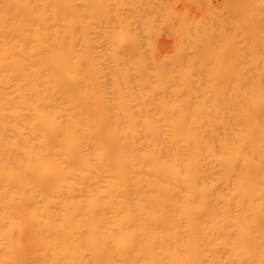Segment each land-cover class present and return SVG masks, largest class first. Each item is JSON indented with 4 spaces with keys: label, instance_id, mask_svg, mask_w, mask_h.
<instances>
[{
    "label": "bare ground",
    "instance_id": "bare-ground-1",
    "mask_svg": "<svg viewBox=\"0 0 264 264\" xmlns=\"http://www.w3.org/2000/svg\"><path fill=\"white\" fill-rule=\"evenodd\" d=\"M119 1L0 0V264H264V3Z\"/></svg>",
    "mask_w": 264,
    "mask_h": 264
},
{
    "label": "rangeland",
    "instance_id": "rangeland-1",
    "mask_svg": "<svg viewBox=\"0 0 264 264\" xmlns=\"http://www.w3.org/2000/svg\"><path fill=\"white\" fill-rule=\"evenodd\" d=\"M117 1H119V0H117ZM121 1H123V0H121ZM121 1H119V2H121ZM129 1H130V0H128V1L125 0L126 3L129 2ZM131 1L134 2L133 0H131ZM131 1H130V2H131ZM135 1H136V0H135ZM141 1H144V4L147 5L146 7H149V8H148L149 10H147V13L145 12L147 8L143 5L144 8H143V7L141 8V7L139 6V8L137 7L138 9L136 8L137 10L134 9V10L130 11L129 14L132 13V15H133V16L131 15L130 17H131V18L133 17L132 20H135V19H137V17H138L139 15L141 16L143 13H144V14L146 13V15H143V16L141 17V19H143V17H144V18L147 17V15H148L149 13H152V14L154 15V17H153V16L150 14L154 19H155V17H157V18H156V22H154V20H153L154 24H156V23L158 24V25L156 24L155 26H153V27H155V28H157V29L155 30V29L153 28L154 30H153V29H152V30H153V31H157V34H159L158 32H160V35L157 36V37H158V42H157L156 32H154V33H155V34H154V33L152 32V30H151V32H149V33H151V34H153V35H155V36H152V37L149 38V36L147 37V36L142 35V34H140V35L147 37V39H145V40H146V41L148 40V43H149L150 41H152L151 38L154 37V39H156V43L153 42V41H152V43H153V44H156V45L158 44L159 46L162 45L161 47H162L164 50H165V46H167V47H166V48H167L166 50H168L169 45L172 46L173 43L175 44V41H177L176 43H179L178 40L181 39L180 41L182 42V38H183V36H185V32H186V30L190 28L189 30L191 31V26H190V25H191L195 20L197 21V20H201V19L203 18V19H202V20H203V23H201L202 21H199V22L197 21V22L199 23V24H198V23L195 21V22L193 23V26L196 27L195 25L198 24L199 28L203 30V29H205V27H207V24H208V25H209V28L207 27V28H206L207 30H205L206 32L208 31V32H207L208 34L213 33L212 30H214V28H216V27L214 26L216 23L219 24V25H217V26H221V25L223 26L222 29L219 28V27H217V28H219V31H217L219 35H221L220 33H221L222 31L224 32V30H225V31H228V30H229L228 28H229L230 24L233 25V21H235V19H237L236 21L238 22V27H239L240 25H242V23L240 24L239 21H241V20H239V17H237V16H238L237 14H238V13L240 14V13H243V12H244L243 14L245 15V13L247 12V9H246V8L249 6V3H248V2H250V7H251V5H252V1H251V0H245V2H244L243 0H236L237 4H235V3H236L235 0H232V1H231V0H206L208 3L211 2V5L214 4L213 7L210 5V3H209V4H206L207 2H205V0H203L204 2H203L202 0H195V1H197L196 3H194V1H192V0H190V3H191V1H192L191 4H190V3L188 4V3H187V0H172V3L170 2L171 5H170L169 3H167V0H160V1L157 0L158 2H157L156 0H148L147 2H145L146 0H141ZM141 1L138 0L137 2H141ZM155 1H156L157 3L154 4L153 2H155ZM161 1H162L163 3H161ZM169 1H170V0H168V2H169ZM222 1H223V2H222ZM254 1L257 2V0H254ZM254 1H253V3H254ZM137 2H134V5H136ZM164 2L167 3V4H169L170 7H172V11H171V12H172V13L174 12V15H175V16L177 15V16H176L177 18H174V17H173V16H174L173 14L170 16L171 13L168 14L169 11H170L171 9H167V8H168V5H167V4L165 5ZM173 2H174V3H173ZM179 2H181V3H179ZM185 2H186V3H185ZM198 2H199V3H198ZM225 2H226V3L228 2V3H227V6H229V5H231V4H232V5L229 6V8H228V7L226 6V3H225ZM241 2H242V3H241ZM261 2L264 3L263 0H262ZM135 3H136V4H135ZM184 3H185V4H184ZM193 3H194V4H193ZM215 3H216V4H215ZM221 3H222V4H221ZM244 3L246 4V6H243V5H245ZM129 4H130V3H129ZM138 4H139V3H138ZM149 4H150V6H149ZM156 4H157V6H158V4H159V7H160L161 9H162V6H163L162 12H161V9H160L159 7H156V6H155ZM186 4H187V5H186ZM196 4H198V5H196ZM220 4H221V5H220ZM224 4H225V6H224ZM238 4H239V5H238ZM258 4H259V0H258ZM258 4L255 3V4H253V5H255V6H256L255 8H257V5H258ZM134 5H133V6H134ZM140 5H141V3H140ZM172 5H174V6H172ZM190 5H191V6H190ZM194 5L197 6L196 8L199 7V9H198L199 11H198L196 8H194V9L192 8V7H195ZM209 5H210L212 8H211ZM260 5H261V7H262L263 4H260ZM128 6L131 7V4L128 5ZM136 6H137V5H136ZM152 6H154L155 8H152ZM215 6H216V7H215ZM217 6L219 7L218 10L216 9ZM223 6L226 8L225 10H223V9H224ZM240 6H243L246 10L243 9V7H240ZM134 7H135V6H134ZM166 7H167V8H166ZM170 7H169V8H170ZM174 7H175L176 9H175ZM221 7H222V8H221ZM230 7H231V9H230ZM236 7H238V8H236ZM259 7H260V6H259ZM261 7H260V8H261ZM158 8H159V9H158ZM183 8H184L185 10H184ZM207 8H209L211 11H210L209 9H207ZM220 8H221L222 10H221ZM248 8H249V7H248ZM252 8H254V7H252ZM255 8H254V9H255ZM260 8H259V9H260ZM144 9H145V11H144ZM155 9H156L157 11H156ZM164 9H165V10H164ZM166 9H167V10H166ZM179 9H180V11H179ZM190 9H192V10H190ZM212 9H214V10H212ZM235 9H236V10H235ZM254 9H253V10H254ZM257 9H258V8H257ZM257 9H255L256 12L259 11V10L257 11ZM135 10H136V11H135ZM139 10H143V12H142V11H139ZM168 10H169V11H168ZM187 10H188V11H187ZM194 10H197L198 12H196V11H194ZM219 10H220V11H219ZM242 10H243V11H242ZM250 10H251V8H250L248 11H250ZM133 11L136 12L138 15L135 14V13H133ZM137 11H139L140 13L142 12V14H139ZM148 11H149V13H148ZM163 11H165V12H163ZM176 11H177V12H176ZM185 11H186V12H189V13L192 12V13H190L189 15H188V13H187V15H188L189 18H190V20H189V18H188V16H187L188 20L190 21V24L188 25L189 22H187L186 25H188L189 27H186V25H184V23H182L183 20L180 21L181 17H182L183 15L186 14ZM193 11H194V13H193ZM214 11H215V12H214ZM216 11H217V12H216ZM229 11H230V12H229ZM245 11H246V12H245ZM120 12H121V11H120ZM125 12L128 13V11H125ZM167 12H168V13H167ZM175 12H176V14H175ZM182 12H183V14H182ZM232 12H233L234 14H232ZM126 13L123 12V14H126ZM154 13H156V14H154ZM157 13H158V15H157ZM165 13H167V14H165ZM178 13H179V14H178ZM198 13H199V16H198ZM211 13H212V14H211ZM217 13H218V15H217ZM220 13H221V14H220ZM226 13H227V14H226ZM235 13H236V14H235ZM248 13H250V12H248ZM112 14H113V13H112ZM120 14L122 15V13H120ZM120 14H119V15H120ZM134 14H135V15H134ZM164 14H165V17L162 18V17L164 16ZM180 14H181V16H180ZM225 14H226V15H225ZM126 15H127V14H126ZM126 15H125V17H126ZM161 15H162V16H161ZM167 15H168V16H167ZM193 15H194V17H192ZM224 15H225V16H224ZM231 15H232V16H231ZM234 15H237V16H234ZM136 16H137V17H136ZM140 16H139V17H140ZM160 16H161V18H160ZM178 16H179L180 18H178ZM211 16H212V17H211ZM217 16H218V17H217ZM123 17H124V16H123ZM127 17L129 18L128 15H127ZM135 17H136V18H135ZM139 17H138V20H140ZM149 17H150V16H149ZM149 17H147V18L150 19ZM183 17H186V16H183ZM197 17H198V18H197ZM223 17H224V18H223ZM228 17H230V18H228ZM234 17H237V18L234 19ZM241 17H242V15H241ZM241 17H240V18H241ZM244 17H245V16H243V18H244ZM147 18H145L146 21L148 20ZM153 18H152V19H153ZM165 18H167V19H165ZM168 18H172V20H170V19H168ZM191 18H192V19H191ZM193 18H194V19H193ZM216 18H217V20H216ZM222 18H223V19H222ZM225 18H228V19H225ZM231 18H232V19H231ZM145 19H143V20H145ZM178 19H179V20H178ZM221 19H222V20H221ZM127 20H131V19H127ZM138 20H137V21H138ZM162 20H163L164 22H161ZM165 20H166V21H165ZM173 20H174V21H173ZM188 20L186 19V21H188ZM192 20H193V21H192ZM209 20H210V21H209ZM225 20H226V21H225ZM232 20H233V21H232ZM157 21H158V22H157ZM169 21H170V22H169ZM171 21H172V22H171ZM179 21H180V22H179ZM191 21H192V22H191ZM204 21H205V23H207V24H205ZM243 21H245V19H244ZM243 21H242V22H243ZM133 22H134V21H133ZM135 22H136V21H135ZM138 22H139V21H138ZM138 22H136V23H138ZM141 22H142V21H141ZM141 22H140V24H141ZM143 22H144V21H143ZM160 22H161V23H160ZM175 22H176V23H175ZM184 22H185V21H184ZM210 22H211V23H210ZM212 22H213V23H212ZM223 22H226V23H225L226 28L224 27V23H223ZM229 22H231V23H229ZM130 23H131V25H132V21H131ZM147 23H148V22H147ZM159 23H160V24H159ZM168 23H170V24L168 25ZM178 23H179V24L182 23L183 26H184L185 28H184L183 26H182V28H181V27L178 25ZM195 23H196V24H195ZM222 23H223V24H222ZM228 23H229V24H228ZM234 23L237 24L236 22H234ZM140 24H138V25L136 24L137 26H135L134 23H133L134 27H136V28L139 27ZM150 24H151V23H150ZM154 24H153V25H154ZM164 24L166 25L167 28L165 27ZM194 24H195V25H194ZM200 24H202V25H200ZM203 24H205L206 26H204ZM212 24H213V28H210V27H212ZM235 24H234V25H235ZM239 24H240V25H239ZM144 25H145V23H144ZM160 25H162V26H160ZM171 25H172V26H171ZM210 25H211V26H210ZM244 25H245V24H244ZM244 25H243V26H244ZM146 26H148V25H145V28H146ZM158 26H160V27H158ZM170 26H171V28H170ZM174 26H176V27L178 26V29H181V33H179L180 31L177 32V30H175L176 27H174ZM198 26H197V27H198ZM201 26H204V27H201ZM243 26H242V27H243ZM143 27H144V26H142V24H141V26H140L139 28L142 29ZM148 27H150V26H148ZM148 27H147V28H148ZM172 27L174 28V33H175V34L172 33V32H173V31H172V30H173ZM179 27H180V28H179ZM194 27H192V31H191V32H190V31H187V32H190V34L193 35L192 32H193V28H194ZM231 27H232V29H233V26H231ZM145 28L143 29L144 31H146ZM169 28H170V29H169ZM217 28H216L215 30H218ZM240 28H241V27H240ZM243 28H244V27H243ZM245 28H246V27H245ZM141 29H137L139 33H142V32H143V31H142V32L140 31ZM150 29H151V28H150ZM160 29H161V30H160ZM162 29H163V30H162ZM176 29H177V28H176ZM194 29H196V28H194ZM200 29H199V30H200ZM208 29H211V30H210V31H211L210 33H209V30H208ZM223 29H224V30H223ZM227 29H228V30H227ZM147 30H149V29H147ZM166 30H167V31H166ZM182 30H185V31L182 32ZM196 30H197V29H196ZM202 30H200L199 33H200V32L202 33V32H203ZM215 30H214V31H215ZM220 30H221V32H220ZM230 30H231V28H230ZM243 30H244V29H243ZM149 31H150V30H149ZM162 31H163V32H162ZM169 31H170V32H169ZM175 31H176V32H175ZM138 32H137V33H138ZM228 32L230 33V31H228ZM144 33H145V32H144ZM144 33H143V34H144ZM149 33H148V34H149ZM161 33H162V35H161ZM165 33H167V34H165ZM169 33H171V34H169ZM178 33H179V34H178ZM207 33H206V34H207ZM215 33H216V32H214L212 35H214ZM145 34H146V33H145ZM151 34H149V35H151ZM163 34H164V35H163ZM177 34H178V35H177ZM183 34H184V35H183ZM218 34L216 33V35H214V36L216 37ZM138 35H139V34H138ZM140 35H139V36H140ZM146 35H147V34H146ZM180 35H181L182 37H181ZM199 35H200V34H199ZM139 36H138V37H139ZM160 36H161V37H160ZM201 36H202V35H201ZM159 37H160L161 39H160ZM170 37H171V38H170ZM172 37H173V38H172ZM174 37H177V38L179 37L180 39H177V38L174 39ZM217 37H220V36H217ZM217 37L215 38V41L213 40V42L218 43V42H217V41H218V40H217V39H218ZM139 38H141V36H140ZM184 38H185V37H184ZM141 39L144 40V37L141 38ZM141 39H140V41H142ZM154 39H153V40H154ZM159 39H160V40H159ZM173 39H174V40H173ZM219 39H220V38H219ZM138 40H139V39H138ZM149 40H150V41H149ZM172 40H173V41H172ZM183 40H184V42L187 41L186 39H183ZM185 40H186V41H185ZM216 40H217V41H216ZM160 41H161V42H160ZM219 41H220V40H219ZM159 42H160V44H159ZM187 42H188V41H187ZM200 42L203 43V42H205V41H201V40H200L199 43H200ZM220 42H221V41H220ZM140 43H141V42H140ZM142 43H144V41H142ZM161 43H162V44H161ZM164 43L167 44V45H164ZM171 43H172V44H171ZM145 44H146V42H145ZM163 45H164V47H163ZM169 49H170V48H169Z\"/></svg>",
    "mask_w": 264,
    "mask_h": 264
}]
</instances>
